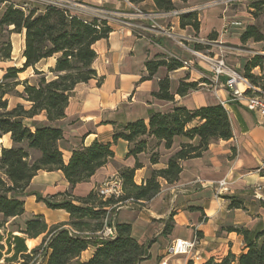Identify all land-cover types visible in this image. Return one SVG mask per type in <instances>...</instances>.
<instances>
[{"label":"crops","instance_id":"obj_1","mask_svg":"<svg viewBox=\"0 0 264 264\" xmlns=\"http://www.w3.org/2000/svg\"><path fill=\"white\" fill-rule=\"evenodd\" d=\"M218 1H176L177 10L182 14L198 13L200 29L196 31L190 26L181 27L180 16L155 17V14L160 13L153 0H146L139 5L127 0H71L72 15L86 21L106 19L112 28L107 39L94 45L97 58L93 68L97 77L75 88L63 119L49 121L43 113L34 119H28L26 123L33 130L32 122L38 121L63 132L59 147L66 164L74 151L90 147L96 141L110 143L115 159L100 168L89 181L74 188L62 171L38 172L23 198L25 213L7 222L9 230L6 241L13 239L14 243L9 241L11 248L4 257L19 254L21 259L23 254H29L36 245L42 243L44 234L36 239H29L22 233L26 222L34 216L44 217L49 227L70 221V215L65 210L50 209L45 202L37 200V195L49 199L68 192L76 197H86L106 180L119 175L121 169L135 167L137 159L129 156L130 144L123 139L114 141V135L124 126L140 120L149 124L151 113H170L176 106L196 111L219 104L229 113L233 137L227 141L212 142L199 158L182 161V173L178 181L168 183L160 178L161 189L154 199L137 203L129 201L116 210L112 220L114 223L131 225L133 238L147 247L148 256L141 264H205L211 259L221 262L229 254L239 257L247 252L244 237L230 229H264V202L255 199L253 192L254 186L264 184V172L258 171L264 161V117L233 102L226 89H218L211 94L203 92L200 88L205 85L203 74H212L211 68L206 62L196 58L192 51L219 56L217 44H221V39L233 45L257 46L255 49L259 51L253 56L237 59V66H241L244 72L254 56H264V42L242 41V36L249 27H258L264 33L258 26L264 11L257 15L255 9L246 4H238L224 13L223 8L216 5ZM18 7L26 11L22 6ZM31 10L43 13L45 7L31 8L28 12ZM139 11L150 14L151 18H141ZM139 21H147L146 26L164 23L166 25L161 28L171 33L172 37L151 28H143L144 31L141 32L138 30L141 26L137 24ZM227 23L232 25L228 28V33L224 34ZM19 35L23 37V54L25 32ZM197 40L202 42L198 43ZM221 51L223 54V50ZM229 59L236 61L232 57ZM157 61H164L166 65L158 67L151 75L147 63ZM174 61H186L191 66L183 65L171 71L168 65H173ZM24 63L22 55L20 68ZM55 64L56 57L49 58L41 61L36 70L48 75L49 69L54 68ZM24 73L29 74L26 78L19 79L20 81H28L30 85L38 84L30 80L33 76L38 77L33 68L19 76ZM252 73L262 76L260 68L254 69ZM165 79L169 80V92L174 96V101L155 96ZM183 81L196 83V89L190 90L185 96L179 95L178 89ZM209 81L214 83L211 78ZM11 98L10 95L6 97L9 109L22 104L17 102L12 106ZM22 105L26 109L31 108V104ZM198 123L195 122L192 127ZM187 142L193 141L183 136L176 137L173 147L167 149L164 142L158 144L155 139L149 138L147 151L138 156L142 167L136 171V184L143 185L153 171L166 169L172 155L180 149L181 144ZM14 146L11 135H4L0 139V157L3 149ZM31 154L39 156L35 150H31ZM154 154L159 155L156 164L151 163ZM224 180L229 183L230 192L218 196V185ZM61 199L62 196L56 201ZM233 203L241 204L242 207H232ZM13 228L18 231H13ZM177 239L196 241L194 251L190 255L172 254L171 247ZM30 240L35 243L33 247L28 245ZM3 241L0 230L1 246ZM1 249L0 263L5 261ZM94 251L92 248L85 251L81 260H89Z\"/></svg>","mask_w":264,"mask_h":264},{"label":"trees","instance_id":"obj_2","mask_svg":"<svg viewBox=\"0 0 264 264\" xmlns=\"http://www.w3.org/2000/svg\"><path fill=\"white\" fill-rule=\"evenodd\" d=\"M128 1L139 5L146 0ZM153 1L160 14L177 10V0ZM181 1L186 3L189 0ZM3 5L6 10L0 19L1 62L12 59L13 43L9 35L25 32V63L22 68H8L3 80L11 81L14 87L23 85L22 98L31 104V108L26 109L24 105L18 104L9 109L6 97L11 94V89H6L8 84H0V139L10 134L15 144L11 149H3L0 157V230L9 219L25 213L23 198L38 172L62 171L74 188L89 181L100 168L115 159L110 143L96 141L90 147L74 151L66 164L59 147L63 132L38 121L32 122L33 130L26 123L28 119H34L43 113L49 121L61 120L66 116L75 88L97 77L93 68L97 58L94 45L109 37L112 28L108 22L99 19L86 21L68 10L51 6L45 7L43 13H37L35 10L26 12L15 4L0 0V8ZM251 7L258 15L264 11V1L254 2ZM180 23L183 28L190 26L196 31L200 29L199 15L196 12L180 15ZM249 40L264 42V33L258 27H249L242 36V41ZM53 57H56V64L49 69L48 75L36 70L41 61ZM174 62L173 65H168L171 71L183 66L181 62ZM163 65L166 62L147 63L151 75ZM29 68H33L40 76L37 85L19 80V74ZM256 68L264 73V56H254L243 73L254 85L264 90L260 83L262 76L252 73ZM49 75L52 77L48 78ZM196 87V83L183 81L178 94L185 96ZM155 96L174 101V96L169 92L168 79L161 82L160 91ZM195 122L199 123L192 127ZM179 136L193 142L181 144L180 149L169 159L166 169L153 171L143 185H137L135 174L142 167L138 156L147 151L149 138L155 139L158 144L164 142L165 147L171 149L175 138ZM232 137L229 113L221 104L202 107L196 111L176 106L170 113H151L149 124L143 120L127 124L114 135L115 142L123 139L130 144L129 156L137 159L135 167L120 170L123 196L105 200L97 190L86 197H76L68 192L49 199L37 195V200L45 202L50 209L65 210L70 215V221L49 227L42 216H34L28 220L22 233L29 239H36L43 234L45 236L31 254L22 255L23 262L20 264H28L31 257L38 253H42L46 264H141L148 256L147 247L133 238L131 225L113 222L116 210L110 213V208L119 203L122 206L129 201H151L160 192V178L168 183L178 181L182 173V161L199 158L212 142L227 141ZM31 150L37 151L39 156L33 157ZM158 160L159 155L154 154L151 163L156 164ZM60 196L63 199L56 201ZM232 207L242 206L233 203ZM107 226L115 228V237H103ZM230 231L244 237L247 252L239 257L229 254L221 262L211 259L205 264H264V229L251 231L247 228H231ZM91 248L95 249L93 256L82 261V254Z\"/></svg>","mask_w":264,"mask_h":264},{"label":"built area","instance_id":"obj_3","mask_svg":"<svg viewBox=\"0 0 264 264\" xmlns=\"http://www.w3.org/2000/svg\"><path fill=\"white\" fill-rule=\"evenodd\" d=\"M39 1L45 7L51 6L62 10H68V11L71 10V6H70L71 3L69 0H39ZM258 1H264V0H219L216 3V5L222 7L223 12L226 13L229 10V8L232 6L247 3V5L251 7V4ZM181 14L182 13L180 11L175 10L170 13L155 14V17L157 18L177 17L180 16ZM139 16L143 19L151 18L150 14H146L141 11H139ZM230 25L232 24L230 23L226 24L223 30L224 34L228 33V28L230 27ZM151 29L156 32H163L172 37L171 33L167 31H163V29L160 27L158 28L157 23H153ZM181 42L179 43L181 44ZM197 42L201 43L202 41L197 40ZM192 52L196 58L203 60L210 66L211 72L213 74V82L216 83V85H220V88L228 90L233 102L240 103L246 109L252 112H257L264 117V90L254 85L244 74L238 73L235 70H231L227 66V62L223 54H220L219 56H215L208 53L199 52L196 50ZM183 65L188 67L191 66V64L186 61L183 62ZM222 103L223 105H225L224 101ZM258 171L260 173L264 172V161ZM253 189H254L253 192L255 199L264 202V193H263L264 184H258L254 186ZM97 191L99 196L105 200L110 198L119 199L124 194L122 179L117 174L106 180L97 189ZM228 192H230L229 183L225 180L220 182L217 188V195L221 196L222 194ZM120 206L121 203L112 206L109 212L111 213L112 210H117ZM115 235H116V230L114 227L107 226V228L103 232V237L107 239L113 238L115 237ZM196 243H197L196 241H186L182 239H177L172 244L171 253L174 255H190L194 251Z\"/></svg>","mask_w":264,"mask_h":264},{"label":"rangeland","instance_id":"obj_4","mask_svg":"<svg viewBox=\"0 0 264 264\" xmlns=\"http://www.w3.org/2000/svg\"><path fill=\"white\" fill-rule=\"evenodd\" d=\"M9 4H15V5H20L22 6L24 9H26V12H28V10H30L31 8H38V7H45L44 5H42L40 3L39 0H6ZM71 3V0H69ZM77 4H81L78 3ZM244 4V3H243ZM247 5V3H245ZM82 5V4H81ZM71 6V4H70ZM6 9V6L3 5L0 9V19L4 13ZM71 12V10H70ZM263 22H264V16H261L260 22H259V27L262 29V31L264 32V26H263ZM137 24L141 25L139 26V31L143 32V28L145 29H150L153 24L151 26H146L148 23L147 21H139ZM146 24V25H145ZM166 24L164 23H157L158 28L160 27H164ZM12 43H13V54H12V59L10 61L7 62H1L0 61V84H8V86L6 87V89L10 88L11 89V94L10 96L12 97V106L15 105L17 102H21L22 104H30L28 103L25 99L22 98V96H24V86L20 85L17 87H14L12 85L11 81H4L3 77L6 73V71L8 70V68L10 67H21L22 66V47H23V37H21L18 33H14L9 35ZM221 44H218L219 48L217 49L218 52L221 54V50H223V55L224 58L226 59L227 62V66L231 69V70H235L238 73L243 74V69L237 66L239 64V61H237V59L242 58L243 56H253V54L255 52H258L259 50L255 49L256 47H253L252 44H241V45H233L230 43H226V41H224L223 39L220 40ZM182 43H185L184 41ZM264 46V45H262ZM264 48V47H262ZM261 48V49H262ZM200 52V51H199ZM234 58L236 59V61H231L229 58ZM46 63H43V65H45ZM27 74L29 73H24L22 75L19 76V79L22 78H26ZM36 74V71H35ZM34 75V74H33ZM37 75V74H36ZM203 82L205 83V85H202V87H200L202 89L203 92L211 94V92H214L218 89H222L220 88V85H216V83H212L209 81V78H211L213 80V74L211 73H204L203 74ZM207 76V77H206ZM52 76L49 75L48 78H51ZM40 79V76L38 77H31V82L32 83H36L38 82V80ZM25 80V79H24ZM22 82V81H21ZM260 83L262 84V86H264V73H262V79L260 80ZM13 86V87H12ZM33 157H36L35 154H32ZM8 224L5 225V227L2 229V235L4 237V241H3V245L1 246L0 243V249L3 252L2 256L4 257V255L8 254L10 251L11 246L9 245V241L12 243H14L13 239H9L8 242L6 241L8 238ZM16 226L19 228L20 226H18V224H16ZM13 231H18V229H14ZM16 235V234H14ZM22 236V235H21ZM34 242L32 240L29 241L28 245L30 247L34 246ZM18 246V245H17ZM16 246V247H17ZM39 245H36L35 247H38ZM34 249V248H33ZM31 254V251H30ZM3 259V258H2ZM4 260L2 263L0 264H20L23 262V258L20 259L19 254H12L11 257H4ZM45 262V258L43 257L42 253H38V254H34L33 257H31V259L29 260L28 264H44Z\"/></svg>","mask_w":264,"mask_h":264}]
</instances>
